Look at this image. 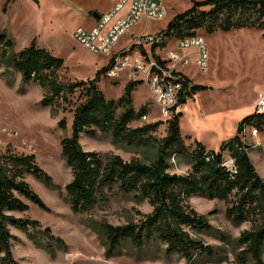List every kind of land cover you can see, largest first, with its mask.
Segmentation results:
<instances>
[{
  "label": "trees",
  "instance_id": "trees-1",
  "mask_svg": "<svg viewBox=\"0 0 264 264\" xmlns=\"http://www.w3.org/2000/svg\"><path fill=\"white\" fill-rule=\"evenodd\" d=\"M239 29L260 30L264 38V0L192 1L187 10L174 15L166 28L160 31L163 41L160 45L151 46V55L164 65L154 52L157 48L163 49L170 40L196 36L198 30L213 34ZM13 46L9 35L0 30V62L18 73L24 86L36 83L46 90L40 101L41 107L68 102V96L77 91L83 97L72 111L71 134L61 141V157L72 176L64 186L70 210L74 214L88 213L104 198L105 188L111 187H116L124 195H132L137 201H147L152 209L136 224H102L93 229L108 256L119 255L123 249L130 248L138 252L139 258L146 253L149 255L145 258L157 255L166 261L178 256L187 264L213 261L216 249L193 239L188 233L202 232L225 242V236L190 207L188 200L197 195L225 203V217L233 226L250 222L251 228L243 231L235 241L242 248L236 255V261L239 264H263L264 181L249 158L252 147L243 144L241 137L245 127L262 131L264 114L252 113L244 117L237 124L235 135L222 142L217 151L206 150L196 140L189 151L180 133L182 113L177 110L206 87L191 84L187 77L181 75L182 88L172 115L166 120L165 136L158 139L154 133L162 122L136 128L129 126L148 113L145 106L137 110L133 108V92L141 82L128 81L117 100H107L99 90L100 77L105 75L111 61L92 79L61 83L57 74L63 66L62 59L36 47L34 41L19 52H14ZM65 125L64 119L58 122L61 129H65ZM82 135L93 139L108 135L114 144L151 148L154 155L148 163L136 159L125 162L113 154L101 157L96 152L82 149ZM224 153L234 159L235 175H230L221 166ZM172 157L188 159L190 173L170 174ZM27 176L50 191L59 190L36 163L33 154H17L9 147L0 152V264H17L11 250L12 242L17 238L9 228L26 233L27 238L39 248L44 241L63 246L60 238L53 237L50 228L42 227L36 220L13 215L28 211L27 202L47 209L27 183Z\"/></svg>",
  "mask_w": 264,
  "mask_h": 264
},
{
  "label": "rangeland",
  "instance_id": "rangeland-1",
  "mask_svg": "<svg viewBox=\"0 0 264 264\" xmlns=\"http://www.w3.org/2000/svg\"><path fill=\"white\" fill-rule=\"evenodd\" d=\"M160 1L167 14L163 20L149 22L147 31L151 34L163 31L173 16L187 10L192 1L202 0ZM114 2L0 0V30L12 39L14 52L25 49L34 41L36 47L62 59L63 66L57 74L59 82L86 81L108 64V56L90 52L76 42L73 33L77 27L88 25L93 12L103 13ZM144 24L141 21L126 32L112 48V53L128 46L130 34L138 33ZM196 35L203 38L207 48V72L199 73L192 64L182 69L191 84L207 89L198 92L194 100L188 99L180 111V133L189 151L194 146L191 137L186 138L190 132H196L197 140L208 147H215V137L208 132L221 134L220 139L231 138L237 119L241 121L254 113L253 106L258 96L264 95V38L260 30L239 29L213 34L198 30ZM145 49L149 50V46L146 45ZM167 49L175 51V42H171ZM128 81L127 71L112 80L103 75L98 88L107 100H117ZM45 94L46 90L36 83L24 86L20 75L0 62V152L9 147L17 154H33L39 167L59 187L57 191H50L31 177H26L27 183L47 209L27 202L28 211L13 215L36 220L42 227L50 228L53 237L60 238L63 246L44 241L39 248L27 238L26 233L9 228L17 238L11 247L17 264H187L178 256L166 261L157 255L145 258L149 254L144 253L139 258L138 252L130 248L123 249L119 255H107L106 248L93 229L102 224H136L152 209L147 201H137L132 195H124L116 187H111L105 188L104 198L88 213L74 214L70 210L64 186L72 176L61 157V141L70 136L72 111L83 101V97L77 91L68 96V102L60 101L53 107H41L40 101ZM142 106L148 110L147 119L130 123V128L162 122L154 136L158 139L164 137L168 118L161 116L148 87L143 84L133 92L134 110ZM61 119L65 120V129L58 126ZM257 133V137H250L247 132L246 143L252 147L250 160L264 181V128L257 130ZM80 145L84 151L96 152L101 157L118 155L125 162L136 159L148 163L154 155L151 148L114 144L108 135H99L94 139L82 135ZM223 156L226 157L225 153ZM169 164L170 174L187 175L191 171L190 162L184 157H174ZM188 203L213 229L225 236V242H221L205 233L188 231L193 239L216 249V258L207 264H239L236 255L242 248L235 241L243 231L251 228L250 222L233 226L225 217V203L219 200L194 195Z\"/></svg>",
  "mask_w": 264,
  "mask_h": 264
},
{
  "label": "built area",
  "instance_id": "built-area-1",
  "mask_svg": "<svg viewBox=\"0 0 264 264\" xmlns=\"http://www.w3.org/2000/svg\"><path fill=\"white\" fill-rule=\"evenodd\" d=\"M166 14V9L156 0H117L109 11L98 16L91 29L79 26L75 29L73 37L90 52L110 57L108 63H111L105 77L116 79L120 73L127 71L128 80L147 86L161 116L170 118L182 88V68L192 64L199 73L207 72L208 52L203 38L196 35L173 40L176 44L175 51H168V42L163 48V55H157L156 51H161L157 48L154 54L164 65L157 62L152 57L150 48L152 45H160L163 38L160 32L149 33L148 24L163 20ZM141 21L145 22L143 28L138 33L130 34L128 46L112 53V48L122 36ZM146 45L149 50L145 49ZM254 111L264 114V95L258 96ZM141 119L146 120L147 115ZM247 132L250 137L258 135L257 129L245 127L241 137L243 144H247ZM171 160H174V157ZM221 166L230 175L237 172L234 159L228 156L224 157Z\"/></svg>",
  "mask_w": 264,
  "mask_h": 264
},
{
  "label": "crops",
  "instance_id": "crops-1",
  "mask_svg": "<svg viewBox=\"0 0 264 264\" xmlns=\"http://www.w3.org/2000/svg\"><path fill=\"white\" fill-rule=\"evenodd\" d=\"M116 1L117 0H115V2L113 3V5L116 3ZM156 2H158L159 4H161L164 8H165V6L161 3V1L160 0H156ZM112 5V6H113ZM112 6H111V8H112ZM111 8H109L107 11H109ZM107 11H105V12H103V13H99V12H95L96 14H97V16H99V15H101V14H104V13H106ZM94 13V12H93ZM93 13L91 14V16H89V19H88V25H86V26H83L84 28H87V29H91L94 25H95V23H96V19L98 18H94L93 17ZM141 31V30H140ZM131 34H134V33H131ZM171 42H173L174 43V41L173 40H171V41H169L168 42V44H167V46H166V48H168V46L171 44ZM115 53V52H114ZM156 53H157V55H160L161 54V51L160 50H158V51H156ZM110 60V57H108V61ZM182 73L184 74V75H186L185 77H187V78H189L188 76H187V74H185L184 72H183V70H182ZM191 79V78H190ZM196 85V84H195ZM196 97V95L192 98L193 100H194V98ZM255 106V105H254ZM253 106V107H254ZM254 109V108H253ZM181 110H183L182 109V107H180V108H178V111L180 112ZM251 114V113H250ZM240 121H239V119H237V121L235 122V128H234V130H233V136L235 135V133H236V128H237V124L239 123ZM209 133V135H211V136H213V137H215V140H214V143H215V147H208V146H206L203 142H201V141H198L197 140V136H196V132H190V135H187V137L186 138H188V137H191V141L193 142L194 140H196V141H198V142H200L204 147H205V149L206 150H212V151H217L218 150V148H219V146L221 145V143L222 142H224V141H226L225 139L226 138H222V139H220L219 138V136L221 135H218V133L217 132H208ZM232 136V137H233ZM231 137V138H232ZM230 139V138H229ZM185 141V140H184ZM186 143V142H185ZM250 158V157H249Z\"/></svg>",
  "mask_w": 264,
  "mask_h": 264
},
{
  "label": "water",
  "instance_id": "water-1",
  "mask_svg": "<svg viewBox=\"0 0 264 264\" xmlns=\"http://www.w3.org/2000/svg\"><path fill=\"white\" fill-rule=\"evenodd\" d=\"M93 17H94V18H97V17H98L97 14H96L95 12L93 13Z\"/></svg>",
  "mask_w": 264,
  "mask_h": 264
}]
</instances>
